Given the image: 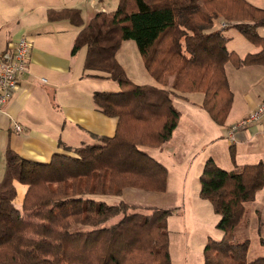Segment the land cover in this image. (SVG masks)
I'll return each mask as SVG.
<instances>
[{
	"label": "trees",
	"instance_id": "trees-1",
	"mask_svg": "<svg viewBox=\"0 0 264 264\" xmlns=\"http://www.w3.org/2000/svg\"><path fill=\"white\" fill-rule=\"evenodd\" d=\"M219 18L226 22L213 29ZM49 21L65 19L80 27L71 48L85 47L83 72L117 82V91H95L102 113L117 118L111 137L85 144L73 154L55 153L48 162L22 158L9 146L0 180V264H171L167 217L175 207L108 203L124 188L166 189L167 169L144 146L167 142L180 113L177 92H202L201 107L224 124L232 91L224 65L264 64V9L246 0H117L113 10L96 12L84 25L78 8L48 9ZM235 28L259 47L239 57L226 48L223 29ZM132 39L146 71L170 88L137 84L116 53ZM231 150V158L234 153ZM199 196L219 218L221 239L208 238L202 264H264L247 259L249 239L235 240L244 203L264 185L262 161L233 170L209 157L199 175ZM27 185L21 207L15 183ZM264 243V239H260Z\"/></svg>",
	"mask_w": 264,
	"mask_h": 264
},
{
	"label": "crops",
	"instance_id": "crops-1",
	"mask_svg": "<svg viewBox=\"0 0 264 264\" xmlns=\"http://www.w3.org/2000/svg\"><path fill=\"white\" fill-rule=\"evenodd\" d=\"M110 1L114 2L0 0V52L22 35L32 40L27 69L19 73L17 88L0 108V180L8 146L24 159L45 163L55 153L70 155L79 146L101 143L103 138L114 134L117 118L102 113L93 101V93L103 91L99 88L101 81L108 79L84 74L85 47L71 54L80 27L65 19H47L48 9L73 7L80 9L85 25L96 12L109 11ZM246 1L264 9V0ZM116 4L117 0L115 7ZM223 24L224 20L218 19L213 27L216 29ZM227 29L236 31L229 35L222 31L227 37L228 51L242 58L259 50L235 28ZM256 31L264 37V24L257 26ZM224 69L232 91V103L224 124L214 122L201 107L202 92H177L172 103L180 117L170 139L159 147H143L166 167V189L124 188L116 197L125 202L144 198L149 203L147 206L176 208L177 211L167 217L171 264H202L208 238L219 240L222 237L223 232L216 227L219 216L210 202L199 196V175L206 159L211 157L226 170L264 161L261 158L264 155V117L237 130L234 142L228 139L229 127L245 118L264 97V64L235 67L228 61ZM171 81L172 77L165 86L154 79L146 84L170 88ZM14 123L21 126L19 131L13 129ZM15 186L21 207L27 185L16 182ZM249 250L250 240L247 255ZM261 256L257 249L253 258L247 259L251 261Z\"/></svg>",
	"mask_w": 264,
	"mask_h": 264
},
{
	"label": "rangeland",
	"instance_id": "rangeland-1",
	"mask_svg": "<svg viewBox=\"0 0 264 264\" xmlns=\"http://www.w3.org/2000/svg\"><path fill=\"white\" fill-rule=\"evenodd\" d=\"M112 7L109 10H113L115 8L116 0H113ZM219 20H223L219 18ZM224 23H230L224 21ZM223 24L222 26H224ZM222 26H220L222 28ZM219 27V28H220ZM214 29V27H213ZM225 35H229L230 33H236L235 30L228 31V29H223ZM116 58L118 62L121 63L123 68L125 69L127 75L137 84H146L153 82L152 77L148 74L146 69L144 68L142 58L139 54L137 46L132 39H128L123 43V46L116 53ZM101 90L103 91H117L118 84L114 80L108 79L106 81H101ZM2 137V143H3ZM261 158H264V155H261ZM264 160V159H263ZM264 162V161H263ZM221 164V163H220ZM264 186V185H263ZM263 189H259L253 200L245 202V212L240 224L235 229V240L242 241L244 239L249 238L250 240V250L247 255L248 259L253 258V254L257 249L261 251V254L264 256V243H261L259 237L264 238V187ZM19 195L14 199V204L18 209H20V203L18 199ZM108 203H114L122 200L121 198L117 199L113 196H108L104 198ZM126 202H130L132 204H141L142 206H147L149 203L144 198L141 199H127Z\"/></svg>",
	"mask_w": 264,
	"mask_h": 264
},
{
	"label": "built area",
	"instance_id": "built-area-1",
	"mask_svg": "<svg viewBox=\"0 0 264 264\" xmlns=\"http://www.w3.org/2000/svg\"><path fill=\"white\" fill-rule=\"evenodd\" d=\"M32 40L26 36H20L8 48L0 52V108L13 94L18 86V75L28 66ZM264 117V97L248 115L232 124L228 130V139L235 141V133L252 123L259 122ZM13 129L19 131L21 126L13 124Z\"/></svg>",
	"mask_w": 264,
	"mask_h": 264
}]
</instances>
